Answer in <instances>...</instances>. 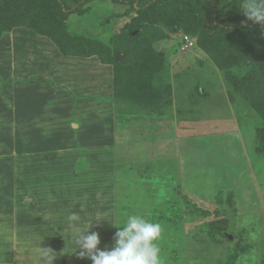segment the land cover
Listing matches in <instances>:
<instances>
[{
  "label": "rangeland",
  "instance_id": "1",
  "mask_svg": "<svg viewBox=\"0 0 264 264\" xmlns=\"http://www.w3.org/2000/svg\"><path fill=\"white\" fill-rule=\"evenodd\" d=\"M205 20L200 0H0V264H91L77 232L111 247L134 213L162 264H264V33L208 51Z\"/></svg>",
  "mask_w": 264,
  "mask_h": 264
},
{
  "label": "clouds",
  "instance_id": "2",
  "mask_svg": "<svg viewBox=\"0 0 264 264\" xmlns=\"http://www.w3.org/2000/svg\"><path fill=\"white\" fill-rule=\"evenodd\" d=\"M240 10L247 21L259 25L264 33V0H240ZM109 222L117 228L114 244L100 248V234L89 232L88 227L74 237V244L80 249L79 257L89 259L91 264H162L160 241L163 229L159 222H153L141 213L127 215L120 225Z\"/></svg>",
  "mask_w": 264,
  "mask_h": 264
},
{
  "label": "trees",
  "instance_id": "3",
  "mask_svg": "<svg viewBox=\"0 0 264 264\" xmlns=\"http://www.w3.org/2000/svg\"><path fill=\"white\" fill-rule=\"evenodd\" d=\"M95 0H53L55 13L63 19L81 12L84 7ZM115 4L136 8L140 12H149L159 7L164 0H110ZM205 9V23L203 30V47L208 51L214 50L238 33L254 30L259 25L247 21L246 17H232L220 20L216 0H200Z\"/></svg>",
  "mask_w": 264,
  "mask_h": 264
},
{
  "label": "crops",
  "instance_id": "4",
  "mask_svg": "<svg viewBox=\"0 0 264 264\" xmlns=\"http://www.w3.org/2000/svg\"><path fill=\"white\" fill-rule=\"evenodd\" d=\"M33 83H34V81L32 82V83H29V85L28 86H26V88H30V87H32L33 86ZM36 83H40L39 81H36ZM2 169V168H1ZM2 171H5V172H7L8 170H2Z\"/></svg>",
  "mask_w": 264,
  "mask_h": 264
}]
</instances>
